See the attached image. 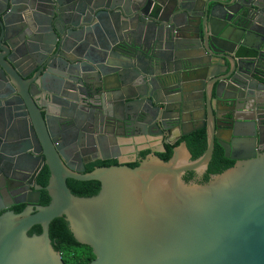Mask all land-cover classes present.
Segmentation results:
<instances>
[{
    "label": "water",
    "instance_id": "obj_1",
    "mask_svg": "<svg viewBox=\"0 0 264 264\" xmlns=\"http://www.w3.org/2000/svg\"><path fill=\"white\" fill-rule=\"evenodd\" d=\"M21 41L33 45L25 57L53 51L61 60L45 87L50 108L25 88ZM46 57L29 71L37 86ZM116 99L123 117L109 114ZM146 105L166 134L164 119L180 130L200 113L205 150L191 158L184 140L165 161L148 153L83 171L92 127L78 108L122 122L133 112L147 119ZM214 139L234 160L212 151ZM261 146L264 0H0V264H64L48 237L54 216L90 246L84 264H264ZM37 159L47 201L36 203L31 183L10 200V170ZM11 203L23 207L14 213ZM35 224L40 232L27 235Z\"/></svg>",
    "mask_w": 264,
    "mask_h": 264
},
{
    "label": "flooded vegetation",
    "instance_id": "obj_2",
    "mask_svg": "<svg viewBox=\"0 0 264 264\" xmlns=\"http://www.w3.org/2000/svg\"><path fill=\"white\" fill-rule=\"evenodd\" d=\"M33 45H28L26 43L23 44V41L16 43L15 49L18 56V62L19 65H21L22 73L26 74L25 78L23 79V83L25 84V88H27L32 93H35V95H38L39 98H37L39 105L42 106V104L45 105V107L50 108L51 107V101L46 97V88L49 86L47 81L53 77L54 68L60 65L61 60L57 56V53H53L51 51L50 53H47L45 51H41L40 55L36 57L35 59H31L29 57H25L27 54H25L24 51L27 52L28 48H32ZM25 54V55H24ZM47 56L46 64L47 66H43L41 71H39V78H42L41 86H37L30 80L31 73L29 71L35 66L39 61L44 59V57ZM22 57H25L24 59H21ZM108 83L111 82L112 84L115 83V81L110 78L107 79ZM79 89L84 91L85 89L81 87V85H78L75 83ZM6 89L4 88L2 92H5ZM101 93L105 97L108 95L107 92L104 90H101ZM156 94L161 96V90H155ZM132 91L128 89L126 91L127 94H130ZM45 93V95H44ZM34 95V96H35ZM93 98L91 101H95V98L93 95L91 96ZM11 104V103H10ZM84 112L85 119L90 120L91 122H88L87 127L91 128L92 130H88V132L83 136L82 140V147L81 151H84V155H80V162L83 166V171H85L87 168L92 169L96 166H102V165H110V164H129V163H138L140 159H142L146 154H154L157 156V154H162L167 146L170 145H176L179 142H182L181 138L190 134L193 131L204 129L202 126V120L198 118L200 113H197L193 118H188L187 121L182 122V126L180 130L177 128V125L175 122H167V119H164V125L167 127V134L163 131H161V128L159 126H155V122L153 120L152 114L158 115L159 112L156 113L154 109V106L146 105V109L149 111V116L147 119H141L139 117V114L137 112H133L130 115L129 118H124L123 121H117L110 119L108 114L105 112L104 109L101 108H78ZM111 112L110 115H114L117 117H123L125 116V113L128 111V108L125 107L124 104L119 103V100H115L114 108H110ZM164 116H175L176 113L174 111L170 112H163ZM53 123H57V125H60L59 122L55 121ZM79 126L86 127L84 121H78ZM73 126V124H72ZM68 127V126H67ZM65 127V128H67ZM64 128V130H65ZM80 130V128H79ZM86 132L85 130H82ZM179 131L187 132L184 135H179ZM223 139L228 138L227 134H221L219 136ZM173 140L172 143H169L168 141ZM205 140H206V133H205ZM214 144H217L222 152V155L224 158H228L231 160H234L228 156H225L223 154L224 150L223 147H221L220 144L216 142V139L213 141ZM212 146V149H213ZM174 147V146H173ZM206 147V146H205ZM259 149H264V146H261ZM205 150V149H204ZM71 162L75 165H79V160L74 156V151L72 152V158ZM38 164L37 161H30L26 165V170L23 171H15L13 169L10 170L9 174L13 177V180L9 181L10 192H12V197L10 200H17L23 196H25L23 186H28V184H32V186L35 188L36 186H40V184L37 183V174L39 169L45 165L42 163L38 169V171L34 174L33 172ZM89 169V170H90ZM88 171V170H86ZM2 179H0V182ZM28 183V184H27ZM41 186L37 189V204H38V198L41 190ZM30 189V188H28ZM20 205V209L23 207V203H11L8 207L9 210L12 211L14 206ZM19 209V210H20ZM13 212V211H12Z\"/></svg>",
    "mask_w": 264,
    "mask_h": 264
},
{
    "label": "trees",
    "instance_id": "obj_3",
    "mask_svg": "<svg viewBox=\"0 0 264 264\" xmlns=\"http://www.w3.org/2000/svg\"><path fill=\"white\" fill-rule=\"evenodd\" d=\"M182 141L186 140L191 158L199 156L202 150L205 149L206 140L204 129H199L191 132L190 134L181 138ZM176 145V143H175ZM175 145L167 146L162 154H157L161 160L165 161L171 154L172 147ZM212 151L219 157H223L220 147L214 144ZM224 158V157H223ZM228 159V158H226ZM231 160V159H228ZM131 164V163H129ZM87 168L86 170H89ZM85 170V171H86ZM37 183L42 187L40 190L38 204H44L47 201V194L43 186L47 180V167L43 165L37 174ZM20 205L14 206L12 211L15 213L20 209ZM67 221L60 216H54L48 222V237L52 247L59 251L60 257L64 264H84L93 257V253L89 245L78 242L68 232ZM40 226L35 224L29 228L27 235L38 234Z\"/></svg>",
    "mask_w": 264,
    "mask_h": 264
}]
</instances>
